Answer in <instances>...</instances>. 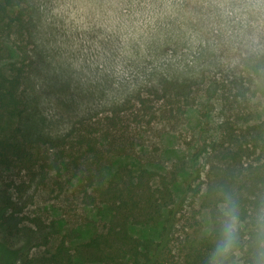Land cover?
Here are the masks:
<instances>
[{
	"label": "rangeland",
	"instance_id": "1",
	"mask_svg": "<svg viewBox=\"0 0 264 264\" xmlns=\"http://www.w3.org/2000/svg\"><path fill=\"white\" fill-rule=\"evenodd\" d=\"M19 7L26 29H0L9 50L0 66L17 47L31 63L16 132L26 155L0 165V264H102L76 252L111 219L82 158L96 138L110 154L104 172L146 167L153 183L169 184L162 221L130 227L153 241L155 264L192 260L218 187L249 198L248 207L264 198L253 179L264 173V0Z\"/></svg>",
	"mask_w": 264,
	"mask_h": 264
},
{
	"label": "trees",
	"instance_id": "2",
	"mask_svg": "<svg viewBox=\"0 0 264 264\" xmlns=\"http://www.w3.org/2000/svg\"><path fill=\"white\" fill-rule=\"evenodd\" d=\"M24 15L19 0H0L1 30L21 35L26 29ZM17 48V54L4 56L8 60L0 66V165L9 164L13 156L23 159L26 155L24 142L17 138L16 132H20L27 108L26 80L31 63L25 62L24 54L20 47ZM3 50L7 51L8 48L0 43V51ZM85 140L84 135H80L69 147L81 145ZM261 140L264 147V139ZM109 144L115 147L114 141L109 140ZM85 145L82 158L94 169L89 177L93 191L96 198L108 206L111 219L104 231L95 233L81 243L76 247V252L90 263L155 264L158 254L152 250L153 241L141 240L132 234L130 227L156 225L162 221L163 209L173 201L169 184L163 180L159 185L153 183L156 174L146 167H140L135 174L125 167L121 168L124 172L116 170L111 174L106 173L104 165L110 154L103 149L104 144L96 138L90 144L85 141ZM253 179L264 195V173H254ZM239 197L247 208L251 200L241 195ZM206 247V241L201 239L199 249L187 264H202Z\"/></svg>",
	"mask_w": 264,
	"mask_h": 264
},
{
	"label": "clouds",
	"instance_id": "3",
	"mask_svg": "<svg viewBox=\"0 0 264 264\" xmlns=\"http://www.w3.org/2000/svg\"><path fill=\"white\" fill-rule=\"evenodd\" d=\"M199 235L207 244L202 264H264V198L245 208L237 193L218 187Z\"/></svg>",
	"mask_w": 264,
	"mask_h": 264
}]
</instances>
